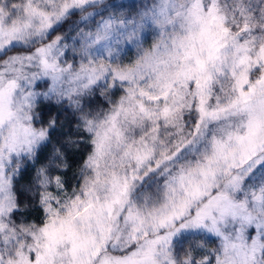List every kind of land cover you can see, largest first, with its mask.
<instances>
[{
  "label": "snow or ice",
  "instance_id": "snow-or-ice-1",
  "mask_svg": "<svg viewBox=\"0 0 264 264\" xmlns=\"http://www.w3.org/2000/svg\"><path fill=\"white\" fill-rule=\"evenodd\" d=\"M0 264H264V0H0Z\"/></svg>",
  "mask_w": 264,
  "mask_h": 264
},
{
  "label": "trees",
  "instance_id": "trees-1",
  "mask_svg": "<svg viewBox=\"0 0 264 264\" xmlns=\"http://www.w3.org/2000/svg\"><path fill=\"white\" fill-rule=\"evenodd\" d=\"M61 120H63V117H61ZM40 213L39 212H35L32 216L33 220H36L39 217Z\"/></svg>",
  "mask_w": 264,
  "mask_h": 264
},
{
  "label": "rangeland",
  "instance_id": "rangeland-1",
  "mask_svg": "<svg viewBox=\"0 0 264 264\" xmlns=\"http://www.w3.org/2000/svg\"><path fill=\"white\" fill-rule=\"evenodd\" d=\"M122 2H128V0H122Z\"/></svg>",
  "mask_w": 264,
  "mask_h": 264
}]
</instances>
